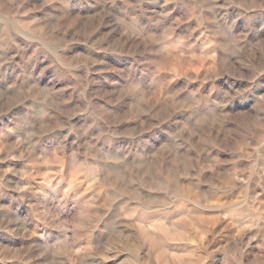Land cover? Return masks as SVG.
Segmentation results:
<instances>
[{
    "label": "rangeland",
    "instance_id": "obj_1",
    "mask_svg": "<svg viewBox=\"0 0 264 264\" xmlns=\"http://www.w3.org/2000/svg\"><path fill=\"white\" fill-rule=\"evenodd\" d=\"M0 264H264V0H0Z\"/></svg>",
    "mask_w": 264,
    "mask_h": 264
}]
</instances>
